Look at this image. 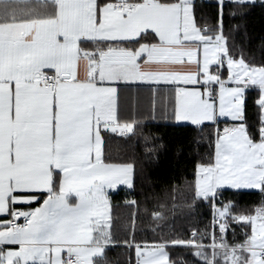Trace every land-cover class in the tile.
Masks as SVG:
<instances>
[{
  "label": "snow or ice",
  "instance_id": "snow-or-ice-1",
  "mask_svg": "<svg viewBox=\"0 0 264 264\" xmlns=\"http://www.w3.org/2000/svg\"><path fill=\"white\" fill-rule=\"evenodd\" d=\"M258 5L0 0V264H113L112 246L126 264H189L177 249L192 264H264V57L226 20ZM162 119L206 133L208 151L183 202L149 211L139 156L109 146L143 137L157 159L143 130ZM243 190L259 199L225 197Z\"/></svg>",
  "mask_w": 264,
  "mask_h": 264
},
{
  "label": "trees",
  "instance_id": "trees-1",
  "mask_svg": "<svg viewBox=\"0 0 264 264\" xmlns=\"http://www.w3.org/2000/svg\"><path fill=\"white\" fill-rule=\"evenodd\" d=\"M204 12L213 11L210 7L211 0H197ZM227 24L236 26L232 33L233 40L238 48H243L245 53L259 60L264 57V7L256 6L250 9L246 15L226 17ZM255 96V92L252 93ZM254 110L250 108L249 114ZM144 136L152 138L151 143L158 145L156 153L157 159H147L144 149L147 145L143 137H137L133 141L135 147L125 144L119 138L113 140L109 146L110 154L114 159L124 157L136 152L143 164L144 175L146 177L142 188L151 193L157 194L155 199L149 201V211L159 205H169L172 198L177 202H183V193L186 192L185 182L193 178L194 166L199 162V155L208 151L207 139L200 140V134L192 127H181L172 122H146L143 130ZM199 141V143H197ZM140 188H138V196ZM225 197L239 202L241 205H249L259 199V195L254 191H227ZM117 205L124 199V192L113 196ZM115 211L123 218H127L130 209L118 206ZM202 213H207L206 208L200 209ZM179 215V213L177 214ZM145 226H147L148 216L145 215ZM203 217L197 216L196 219ZM186 221L177 219V226H183ZM179 254L184 260L192 264L194 257L177 249L174 255ZM108 256L113 264H126L127 255L123 247L112 246L108 249Z\"/></svg>",
  "mask_w": 264,
  "mask_h": 264
},
{
  "label": "crops",
  "instance_id": "crops-1",
  "mask_svg": "<svg viewBox=\"0 0 264 264\" xmlns=\"http://www.w3.org/2000/svg\"><path fill=\"white\" fill-rule=\"evenodd\" d=\"M155 122H167V123L172 122V123H174V124L179 125L178 122L168 121V120H163V119H162V120L155 121ZM243 191H250V190H243Z\"/></svg>",
  "mask_w": 264,
  "mask_h": 264
},
{
  "label": "rangeland",
  "instance_id": "rangeland-1",
  "mask_svg": "<svg viewBox=\"0 0 264 264\" xmlns=\"http://www.w3.org/2000/svg\"><path fill=\"white\" fill-rule=\"evenodd\" d=\"M251 191V190H250Z\"/></svg>",
  "mask_w": 264,
  "mask_h": 264
}]
</instances>
